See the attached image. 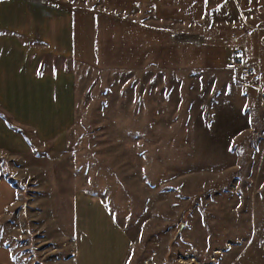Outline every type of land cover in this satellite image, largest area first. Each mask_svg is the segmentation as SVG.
<instances>
[{"label":"rangeland","instance_id":"rangeland-1","mask_svg":"<svg viewBox=\"0 0 264 264\" xmlns=\"http://www.w3.org/2000/svg\"><path fill=\"white\" fill-rule=\"evenodd\" d=\"M219 1L175 32L224 48L222 62L113 70L45 59L47 73L67 71L75 83L73 125L52 143L0 109L29 146L0 148V178L16 193L0 216V245L15 264H76L86 229L104 257L96 263L114 262L120 233L124 264H264V7L225 12ZM231 58L257 77L228 70Z\"/></svg>","mask_w":264,"mask_h":264},{"label":"crops","instance_id":"crops-1","mask_svg":"<svg viewBox=\"0 0 264 264\" xmlns=\"http://www.w3.org/2000/svg\"><path fill=\"white\" fill-rule=\"evenodd\" d=\"M216 1L220 3L219 0H100L99 7L81 6L75 1L62 7L44 0L0 1V109L17 127H29L39 141L52 143L64 139L73 125L75 83L67 71L57 69L47 73L45 59L113 70L151 66L189 69L195 64L222 62L230 56L224 48L183 41L175 32L200 24ZM220 5L225 12H252L263 8L264 0H221ZM13 123L8 128L0 117V148L26 153L29 146L19 131L10 130ZM15 201L14 187L0 178V216ZM99 206L100 213L93 211L96 219L106 221L109 215ZM90 218L86 215L87 223ZM93 220L94 217L90 223ZM87 230L88 249L85 253L83 245L78 247L76 264H111L110 260L95 262L99 253L94 255ZM77 240L78 244L83 242L84 233ZM125 244L119 233L112 264H124ZM0 264H15L1 245Z\"/></svg>","mask_w":264,"mask_h":264},{"label":"built area","instance_id":"built-area-1","mask_svg":"<svg viewBox=\"0 0 264 264\" xmlns=\"http://www.w3.org/2000/svg\"><path fill=\"white\" fill-rule=\"evenodd\" d=\"M227 68L236 75L248 79V81H252L257 77V70L254 67L245 66L241 59L231 58L228 61Z\"/></svg>","mask_w":264,"mask_h":264},{"label":"trees","instance_id":"trees-1","mask_svg":"<svg viewBox=\"0 0 264 264\" xmlns=\"http://www.w3.org/2000/svg\"><path fill=\"white\" fill-rule=\"evenodd\" d=\"M10 128H12L11 126H10ZM8 183H10L9 181H7Z\"/></svg>","mask_w":264,"mask_h":264}]
</instances>
